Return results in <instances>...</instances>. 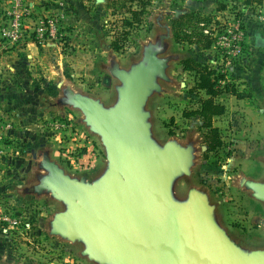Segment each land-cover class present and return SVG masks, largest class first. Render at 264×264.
<instances>
[{
    "label": "water",
    "instance_id": "1",
    "mask_svg": "<svg viewBox=\"0 0 264 264\" xmlns=\"http://www.w3.org/2000/svg\"><path fill=\"white\" fill-rule=\"evenodd\" d=\"M163 30L128 68L109 60L106 71L117 82L112 104L69 85L62 89L57 103L79 112L103 149L101 172L70 176L43 153L42 174L28 192L62 206L48 223L49 235L80 244L82 257L94 264H264V248H246L228 234L207 191H175L190 178L197 148L176 139L159 144L152 135L147 103L162 93L169 65L178 60L165 55L171 34ZM237 184L264 207V181Z\"/></svg>",
    "mask_w": 264,
    "mask_h": 264
},
{
    "label": "rangeland",
    "instance_id": "2",
    "mask_svg": "<svg viewBox=\"0 0 264 264\" xmlns=\"http://www.w3.org/2000/svg\"><path fill=\"white\" fill-rule=\"evenodd\" d=\"M208 1L59 0V3L54 5L61 7L62 10L46 14L48 17L60 19L59 38L43 45L58 46L59 53L56 51L58 56L65 57L70 54L67 50L71 41L75 45L82 43L84 44L82 47L85 46L87 49L90 47V42H96L102 51L107 52L105 61L99 63V71L103 75L98 77L102 79L103 86L107 87L100 99L106 105L114 102V86L117 84L106 71L109 60L114 57L121 68H128L131 63L141 58L143 46L154 42L159 34H165L163 28H169L171 38L168 40L169 48L165 55L178 57V60L170 63L167 70L169 83L160 84L162 93L148 101L147 110L152 116L153 138L159 144L176 139L181 144L194 142L197 148L196 164L190 178L177 182L175 191L180 196L189 187H196L209 193V188L200 173L202 166L207 161L208 167H219L222 159L230 153V150L224 147V143L214 152L207 153V148L203 144L205 131L199 129L200 120L196 121L198 117L185 118L182 115L184 111L197 109V103L205 96L203 91H198L197 95L190 93L196 85V77L193 73L182 69L179 64L181 60L193 58L200 64L211 67L222 66L224 71L230 69L232 65L230 62L227 63L223 46L227 41L222 40L221 43L219 38L236 19L240 18L241 23L242 18L245 23L248 21L246 16L248 11H242V7L236 6L233 1L226 2L227 8L222 11L219 9V3L208 6ZM207 11L208 13H204ZM192 12H198L202 17H210L208 23L198 24V28L204 29L203 35L213 39L214 45L210 48H203L204 43L197 42L195 38H190L192 44L174 42L172 22L179 14ZM43 15L45 16L38 14L36 17L43 18ZM184 28L186 34L190 35L193 24H184ZM205 30L207 33H204ZM244 44L247 45L246 38ZM6 47L12 48L7 45ZM97 81L98 79L84 80L81 83L83 87H74V89L80 93L87 92ZM65 85L70 86L69 83ZM65 85L58 86L53 78L50 80L49 92H45V95L40 97L43 108L49 109V113L45 111L44 116L34 118L31 130L36 134L32 136L35 140L23 136L24 132H28L25 127L20 129L22 138L15 137L21 141V145L8 137L0 140V151L4 152L0 155V264H94L82 257L83 248L80 244H73L49 235L48 223L63 209L62 206L51 196H36L28 192L29 188L37 185L38 176L42 174L38 170V164L43 153H47L50 160L55 162L65 174L78 176L79 162H84L82 155L88 151L85 145L91 143L98 153L95 158L100 164L96 174H99L105 166L103 149L99 141H96V137L86 132L82 115L67 107H60L57 103ZM101 88L102 86L99 85V89ZM8 123L13 126L18 125L17 121L12 119ZM8 123L0 117V129H4ZM202 147L205 148L204 152L201 150ZM32 150L36 157L32 158ZM15 157H22L21 162ZM18 168L21 170L20 175ZM218 200L222 199L210 195L211 203L217 207L220 223L225 228L226 225H230L228 230L231 234L228 233L239 245H242L240 237L234 232L238 231L246 236L247 224L242 218L243 210L238 208L233 210L228 203H226L227 207H221L220 204L217 205ZM257 238L255 234L253 240Z\"/></svg>",
    "mask_w": 264,
    "mask_h": 264
},
{
    "label": "crops",
    "instance_id": "3",
    "mask_svg": "<svg viewBox=\"0 0 264 264\" xmlns=\"http://www.w3.org/2000/svg\"><path fill=\"white\" fill-rule=\"evenodd\" d=\"M229 1L231 0H209L207 4L213 6ZM24 2L34 16L38 14L46 16L62 10L61 7L54 5L58 4L59 0H24ZM12 4L13 0H0V17ZM240 6L242 11H248L246 14L248 21L245 23L248 51L243 56L245 59L242 64L232 68L230 74L235 78L236 84H239L243 94L240 97H225L223 99L225 113L213 120V126L222 133L224 147H227L230 153L222 159L219 167H208L205 161L200 173L209 188V193L207 191L209 197L216 195L223 200H218L217 205L227 207L229 204L233 210L234 208L243 210L242 218L247 224L246 236L238 231L234 232L240 237L242 245L251 249H260L264 248V230L260 227V223L264 221V207L251 198L249 193L239 188L237 182L240 178L264 181V0L260 5ZM83 41L86 43L85 39ZM53 45L37 47L28 43L24 46L7 48L0 41V117L7 123L12 119L18 124L13 126L8 123L4 129H0V140L8 137L21 145V141L15 137L22 138L20 129L24 127L28 132H24L23 136L35 140L32 136L36 134L31 130V126L34 125L35 117L44 116L45 111L49 113V109L43 108L40 97L44 96L45 92H49L50 80L53 78L58 86L69 83L74 91V87H83L81 83L84 80L98 79L90 90L82 93L99 99L104 95L107 87L103 86L102 79L98 77L103 75L99 71V63L105 61L106 51H102L96 42H90V47L87 49L85 46L82 47L84 44L75 45L71 41L67 50L70 54L63 57L57 55L59 47ZM99 85L104 89H99ZM196 121L199 119L197 118ZM96 141L98 142L97 138ZM85 147L88 151L82 155L84 162H79L77 173L80 174L78 177L85 176L91 179L96 175L100 164L95 158L97 151L91 143H86ZM2 153L0 151L1 155ZM15 159L21 162L22 157ZM19 172L21 170L18 168L20 175ZM229 228L230 225H226L227 232L231 234ZM255 234L258 238L253 240Z\"/></svg>",
    "mask_w": 264,
    "mask_h": 264
},
{
    "label": "trees",
    "instance_id": "4",
    "mask_svg": "<svg viewBox=\"0 0 264 264\" xmlns=\"http://www.w3.org/2000/svg\"><path fill=\"white\" fill-rule=\"evenodd\" d=\"M29 1V0H28ZM233 3L243 6L260 5L263 0H231ZM219 9L225 10L227 7L225 3L220 2ZM240 14L237 15L239 17ZM210 17H202L198 12H192L190 14L181 13L172 22V32L174 37V42L176 44L189 43L192 44L190 38H195L197 42L202 41L203 48H210L213 46V39L208 38L203 35L202 28H198V24L201 22L208 23ZM245 20L242 18V28L245 31ZM184 24H193L192 33L187 35L185 32ZM195 25V27H194ZM197 27V28H196ZM205 27V26H203ZM194 43V42H193ZM67 45V44H66ZM111 45V44H110ZM40 47L39 45H36ZM248 46L244 44V55L248 51ZM240 60L242 64L243 60ZM184 71L193 73L196 77V85L190 90V93H195L197 95L198 91H203L205 98H202L197 103V109H191L189 111H184L182 115L185 118L198 117L201 125L200 130H204L203 133V144L207 148V153L214 152L216 148L223 145V140L221 133L218 128L213 126V120L216 117L222 116L226 107L224 105L223 99L228 96L240 97L243 93L239 89V84H236L235 78L229 74L231 69L223 70L222 66L211 67L205 64L198 63L193 58H186L181 60L179 63ZM229 75V76H228Z\"/></svg>",
    "mask_w": 264,
    "mask_h": 264
},
{
    "label": "built area",
    "instance_id": "5",
    "mask_svg": "<svg viewBox=\"0 0 264 264\" xmlns=\"http://www.w3.org/2000/svg\"><path fill=\"white\" fill-rule=\"evenodd\" d=\"M59 30V18L34 16L24 0H13L12 6L0 17V41L4 46L19 47L32 43L41 47L46 42L57 40ZM222 40L227 41L223 46L227 63L230 62L232 65L230 69L239 66L244 56L245 40L240 18L220 36L219 42Z\"/></svg>",
    "mask_w": 264,
    "mask_h": 264
}]
</instances>
